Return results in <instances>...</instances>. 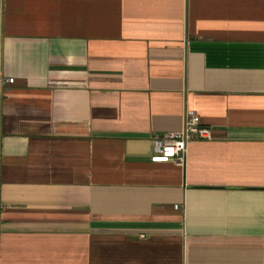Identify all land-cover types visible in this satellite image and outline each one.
Wrapping results in <instances>:
<instances>
[{
	"label": "crops",
	"instance_id": "crops-1",
	"mask_svg": "<svg viewBox=\"0 0 264 264\" xmlns=\"http://www.w3.org/2000/svg\"><path fill=\"white\" fill-rule=\"evenodd\" d=\"M0 78V264H264V0H1Z\"/></svg>",
	"mask_w": 264,
	"mask_h": 264
},
{
	"label": "built area",
	"instance_id": "built-area-1",
	"mask_svg": "<svg viewBox=\"0 0 264 264\" xmlns=\"http://www.w3.org/2000/svg\"><path fill=\"white\" fill-rule=\"evenodd\" d=\"M13 83V79L5 80ZM211 130L203 126L200 115L188 110L185 115V125L181 132L169 133L157 138L154 142L155 152L164 159L184 162L187 153V145L190 141L210 140Z\"/></svg>",
	"mask_w": 264,
	"mask_h": 264
},
{
	"label": "water",
	"instance_id": "water-1",
	"mask_svg": "<svg viewBox=\"0 0 264 264\" xmlns=\"http://www.w3.org/2000/svg\"><path fill=\"white\" fill-rule=\"evenodd\" d=\"M0 19H1V0H0ZM0 83H1V78H0Z\"/></svg>",
	"mask_w": 264,
	"mask_h": 264
}]
</instances>
